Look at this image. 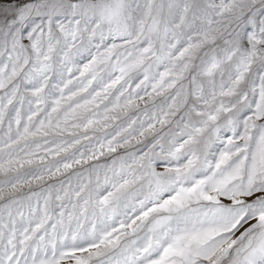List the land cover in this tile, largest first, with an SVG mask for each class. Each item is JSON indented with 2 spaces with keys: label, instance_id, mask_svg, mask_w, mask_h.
Listing matches in <instances>:
<instances>
[{
  "label": "snow or ice",
  "instance_id": "obj_1",
  "mask_svg": "<svg viewBox=\"0 0 264 264\" xmlns=\"http://www.w3.org/2000/svg\"><path fill=\"white\" fill-rule=\"evenodd\" d=\"M0 264H264V0H0Z\"/></svg>",
  "mask_w": 264,
  "mask_h": 264
}]
</instances>
